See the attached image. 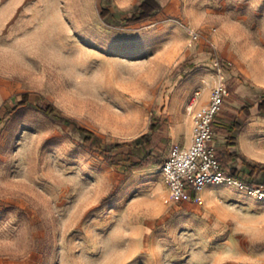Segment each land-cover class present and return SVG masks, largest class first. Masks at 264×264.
Returning <instances> with one entry per match:
<instances>
[{
    "label": "rangeland",
    "instance_id": "1",
    "mask_svg": "<svg viewBox=\"0 0 264 264\" xmlns=\"http://www.w3.org/2000/svg\"><path fill=\"white\" fill-rule=\"evenodd\" d=\"M140 1L0 0V264H264V229L241 227L262 221L264 201L226 184L173 200L162 172L216 62L232 92L264 95V0H157L152 18L125 25ZM23 93L32 104L6 113ZM151 125L155 162L131 169L123 154Z\"/></svg>",
    "mask_w": 264,
    "mask_h": 264
},
{
    "label": "built area",
    "instance_id": "2",
    "mask_svg": "<svg viewBox=\"0 0 264 264\" xmlns=\"http://www.w3.org/2000/svg\"><path fill=\"white\" fill-rule=\"evenodd\" d=\"M197 39L198 34L192 33ZM228 64H232L230 61ZM216 80L210 85L209 95L202 99L205 85L189 95L185 111L190 117L192 138L188 146H172L162 164V172L173 200L192 199L208 186L220 184L234 185L247 191L260 201H264V185H250L238 172L234 175L231 167H225L219 158L215 145L216 117L232 94L228 79L219 65Z\"/></svg>",
    "mask_w": 264,
    "mask_h": 264
},
{
    "label": "trees",
    "instance_id": "3",
    "mask_svg": "<svg viewBox=\"0 0 264 264\" xmlns=\"http://www.w3.org/2000/svg\"><path fill=\"white\" fill-rule=\"evenodd\" d=\"M161 5L157 0H142L137 5H135V12L132 13L128 18L125 19V25H133L144 21L146 19L152 18L157 11L160 9ZM111 14L108 8H102L100 10V17L102 20H106L107 17ZM32 102L30 100L29 93H23L22 99L19 101L17 106L12 110L6 109V113L18 110L23 107H28ZM36 109L49 118H53L59 120L62 123H70L73 124L74 128H76L82 135H84V139L86 142H100V137L93 131L77 125L72 119L66 117L62 114L61 110L54 105L53 103H48L47 105H40L38 103L34 104ZM240 112H243L247 118L258 115L264 118V95L257 98L253 103L245 105L240 109ZM243 126V121L235 118L232 123L227 126L220 127L221 130L227 134V151L221 152L219 154V158L225 167H228L230 162L236 161V164L231 167V170L234 175H237L242 166H245L248 171V178L246 182L250 185L255 183L264 185V167H256V165H252L247 162L245 158L239 154L236 150L237 143V135L240 129ZM156 129L154 125H151L150 132L145 133L141 136L140 140L136 143L131 144V151L129 153L123 154V158L126 162H128L129 168L131 169H140L146 165H149L155 162V158L153 153L150 151V147L152 146V141L150 139V134ZM122 144H116L114 146H109L107 150L113 148H120ZM104 154H106L104 152ZM110 162H113L110 157H107ZM259 175L254 177V175ZM193 198H196V195H193Z\"/></svg>",
    "mask_w": 264,
    "mask_h": 264
},
{
    "label": "crops",
    "instance_id": "4",
    "mask_svg": "<svg viewBox=\"0 0 264 264\" xmlns=\"http://www.w3.org/2000/svg\"><path fill=\"white\" fill-rule=\"evenodd\" d=\"M136 1L138 0H114L115 4L119 8H125L130 4H134ZM75 5L79 10V15L81 18L86 19L87 16L91 15L92 12L88 4L85 5L76 2ZM199 79L208 81L209 78L207 77V75L200 74ZM213 82L214 81H212L211 84H213ZM232 94L233 96L235 94L233 105L234 109H229L230 111L225 110V105L229 101L227 99L222 111L216 117L214 123V141L219 150V154L221 152L227 151V134H225L220 127L229 125L232 116L235 115L244 121L243 126L237 135L235 150L252 165H255L253 162L264 163V119L258 115H253L247 118L243 112H240V109H242V107L253 103L261 95H257V88L247 87L243 84L235 87ZM191 138V121L189 118V128L187 129V131H185L184 137L181 140L180 144L174 141L172 146H188L191 143ZM228 164L230 167H232L236 164V161L234 160ZM239 173H241V175H243L245 179L249 177L247 168L245 166H242ZM209 187L213 188V186H208L204 190L209 189Z\"/></svg>",
    "mask_w": 264,
    "mask_h": 264
},
{
    "label": "snow or ice",
    "instance_id": "5",
    "mask_svg": "<svg viewBox=\"0 0 264 264\" xmlns=\"http://www.w3.org/2000/svg\"><path fill=\"white\" fill-rule=\"evenodd\" d=\"M241 227L247 231H259L260 229H264V218L259 223H245Z\"/></svg>",
    "mask_w": 264,
    "mask_h": 264
}]
</instances>
